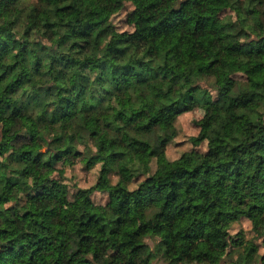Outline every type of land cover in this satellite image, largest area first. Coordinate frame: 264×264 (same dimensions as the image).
I'll return each mask as SVG.
<instances>
[{
	"label": "trees",
	"instance_id": "obj_1",
	"mask_svg": "<svg viewBox=\"0 0 264 264\" xmlns=\"http://www.w3.org/2000/svg\"><path fill=\"white\" fill-rule=\"evenodd\" d=\"M196 107L207 150L170 160ZM156 259L264 264V0H0V264Z\"/></svg>",
	"mask_w": 264,
	"mask_h": 264
},
{
	"label": "rangeland",
	"instance_id": "obj_2",
	"mask_svg": "<svg viewBox=\"0 0 264 264\" xmlns=\"http://www.w3.org/2000/svg\"><path fill=\"white\" fill-rule=\"evenodd\" d=\"M131 9L130 5L118 13L112 18V24L115 26V29L119 32H131L132 24L128 21L127 12ZM227 13L226 15H230ZM235 79H242V74H235ZM213 99L215 93L211 92ZM202 107H196L191 111L185 112L178 116L176 120V127L178 130L177 138L169 143L166 147V155L170 160L176 159L183 152H188L195 150L198 152H205L207 150V142L203 141L197 145H192L189 141L190 137L196 136L198 134V127L196 122L200 120L204 114ZM51 147V146H50ZM45 147L42 151H44ZM85 158L84 156H71L68 155L65 159L58 160L55 164V174L56 179H66V182L69 186V191L72 193L77 187L86 188L93 185L97 181L99 165L94 166L91 169H86L84 167ZM155 165L152 163V168L154 169ZM43 173V176L49 173V170H46ZM54 174V172H53ZM93 200L97 204H103L106 201V196L101 193H95L93 195ZM137 223L133 222L130 227L123 228L121 230L122 235L127 234L132 229L136 227ZM240 233L245 239H253L254 234L251 231V223L249 220L242 218L239 221L235 222L230 227V234L235 235ZM154 240H147L149 247H153ZM228 251V250H227ZM233 258H236V254L233 253ZM152 264H163L160 259H156Z\"/></svg>",
	"mask_w": 264,
	"mask_h": 264
}]
</instances>
